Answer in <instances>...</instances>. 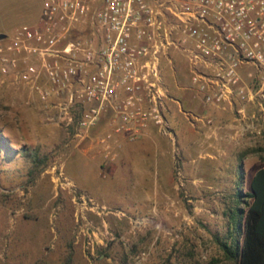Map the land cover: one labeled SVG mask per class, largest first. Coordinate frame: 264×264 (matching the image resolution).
Returning <instances> with one entry per match:
<instances>
[{
  "label": "rangeland",
  "instance_id": "obj_1",
  "mask_svg": "<svg viewBox=\"0 0 264 264\" xmlns=\"http://www.w3.org/2000/svg\"><path fill=\"white\" fill-rule=\"evenodd\" d=\"M41 6L0 0V31L37 24ZM184 75L169 87L175 141L149 127L108 151L107 118L79 134L54 98L0 75V264H235L223 246L242 244L231 215L264 167V119L238 133L233 115L182 89Z\"/></svg>",
  "mask_w": 264,
  "mask_h": 264
},
{
  "label": "built area",
  "instance_id": "obj_2",
  "mask_svg": "<svg viewBox=\"0 0 264 264\" xmlns=\"http://www.w3.org/2000/svg\"><path fill=\"white\" fill-rule=\"evenodd\" d=\"M37 24L0 39V75L81 133L107 118L99 145L120 147L149 127L175 135L164 75L183 63V90L259 134L264 119V0H41ZM3 83V81L1 82ZM187 118L202 120L189 111ZM76 111L77 114L74 113ZM200 118V119H199ZM107 157V155H106Z\"/></svg>",
  "mask_w": 264,
  "mask_h": 264
},
{
  "label": "trees",
  "instance_id": "obj_3",
  "mask_svg": "<svg viewBox=\"0 0 264 264\" xmlns=\"http://www.w3.org/2000/svg\"><path fill=\"white\" fill-rule=\"evenodd\" d=\"M183 63L178 58H175L176 75L177 71L184 68ZM165 81L169 87H174V78L172 77V70L166 68ZM170 96L176 99L171 91ZM75 114L76 111H74ZM78 116L72 123L70 129H73V125H76ZM106 119V117H105ZM240 196V195H239ZM251 202L246 200V211L241 208H236L231 215L233 229L241 231L243 240L239 245L237 240H234L231 245H224V252L229 260L234 261L235 264H264V167L257 170L250 183V193L246 196ZM243 219V225H242Z\"/></svg>",
  "mask_w": 264,
  "mask_h": 264
},
{
  "label": "water",
  "instance_id": "obj_4",
  "mask_svg": "<svg viewBox=\"0 0 264 264\" xmlns=\"http://www.w3.org/2000/svg\"><path fill=\"white\" fill-rule=\"evenodd\" d=\"M5 37H6L5 34H0V39H3V38H5Z\"/></svg>",
  "mask_w": 264,
  "mask_h": 264
},
{
  "label": "crops",
  "instance_id": "obj_5",
  "mask_svg": "<svg viewBox=\"0 0 264 264\" xmlns=\"http://www.w3.org/2000/svg\"><path fill=\"white\" fill-rule=\"evenodd\" d=\"M14 33V31L11 33V35ZM0 34H5L4 32L0 31ZM6 35V34H5ZM7 36V35H6Z\"/></svg>",
  "mask_w": 264,
  "mask_h": 264
}]
</instances>
